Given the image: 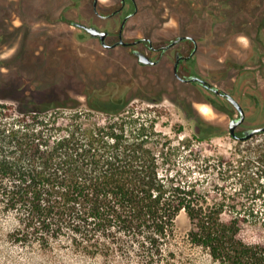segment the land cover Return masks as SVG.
Here are the masks:
<instances>
[{
	"label": "trees",
	"instance_id": "obj_1",
	"mask_svg": "<svg viewBox=\"0 0 264 264\" xmlns=\"http://www.w3.org/2000/svg\"><path fill=\"white\" fill-rule=\"evenodd\" d=\"M12 88L28 99L0 104V204L16 218L12 243L46 248L65 237L105 264H168L166 247L185 211L190 241L217 264H264V244L241 234L247 211L219 180L235 177L241 190H249V139H240L236 157L217 158L212 189L203 176L184 179L162 167L170 162L165 145L172 138L157 131L155 120L126 114L129 98L116 99L115 108L89 102L81 109L39 103L33 87ZM1 90L8 89L1 84ZM203 122L199 140L215 127ZM254 153L264 163V149Z\"/></svg>",
	"mask_w": 264,
	"mask_h": 264
},
{
	"label": "rangeland",
	"instance_id": "obj_2",
	"mask_svg": "<svg viewBox=\"0 0 264 264\" xmlns=\"http://www.w3.org/2000/svg\"><path fill=\"white\" fill-rule=\"evenodd\" d=\"M166 1L139 0V12L128 21V26L135 30L133 37L152 36L162 41L168 35L181 33L183 23L195 34L204 35L200 53L204 69L192 71L219 87L232 90L242 100L247 119L239 130L264 125V0L242 1L251 12L249 20L252 22L237 26L233 25L236 15L222 9L220 3L217 4L220 0H181L176 8ZM193 1L195 5L199 3L197 8H193ZM232 3L236 7L240 0ZM62 7L56 0H0V85L8 89L0 91V104L27 103L28 99L12 88L15 86L38 89L35 100L39 103H66L81 109L89 108V102L96 105L104 102L115 108L120 105L116 99L129 98L128 105L123 106L129 109L126 114L134 111L145 123L155 120L157 131L172 138L171 143L165 145L170 162L162 163V167L179 171L184 179L203 176L204 185L213 189L217 158L236 157L240 144V139L230 133L233 115L207 102L216 98L214 92L200 83L180 82L173 69L141 64L128 47L106 50L95 40L71 35L64 31V23L57 22ZM228 7L229 10L234 8L229 2ZM221 11L228 14L227 18L219 16ZM66 13L69 16L70 11ZM42 18L49 20L48 25L28 26ZM58 27L62 28L61 32L56 30V41L48 36L34 35L31 39L23 35L28 34L30 28L44 32ZM28 50H35L32 51L36 55L33 61L37 64L32 67L22 64L27 60ZM228 53L234 54L238 61L249 54V68L254 72L220 67L218 57ZM52 89L58 92L53 95ZM92 113L100 115L102 112L93 110ZM203 120L215 127L209 138L199 140L196 134L205 127ZM248 139L249 159L253 160L249 165V190H241L238 178L218 179L223 185L222 191L230 198H237L243 212L249 215V222L242 224L243 238L264 244V163L258 160L259 154L250 156V150L261 153L264 149V131ZM161 146L162 143H158V147ZM203 165L205 170H200ZM15 223V215L0 204V264H105L84 255L65 237L55 239L52 246L46 248L38 244H14L9 235ZM191 226L190 217L182 211L166 247L168 264H217L208 250L190 241Z\"/></svg>",
	"mask_w": 264,
	"mask_h": 264
},
{
	"label": "flooded vegetation",
	"instance_id": "obj_3",
	"mask_svg": "<svg viewBox=\"0 0 264 264\" xmlns=\"http://www.w3.org/2000/svg\"><path fill=\"white\" fill-rule=\"evenodd\" d=\"M180 1L181 0H167L166 3L169 4L170 7L176 8V3ZM233 1L235 0H220L217 4L220 3L222 9L228 10L229 15H236L233 25L250 24L252 21L249 20V14L251 12L244 6V2H242L244 0H240L239 4L236 3V7H234V3H232ZM56 2L60 4V7L63 6L62 8L64 12L61 10L62 8H60V17L57 22L64 23V31H69L70 34L75 37L95 40L98 46L102 49L109 50L119 46L128 47L130 49L129 51H132L141 64L155 67L156 69H173L175 77L180 82L200 83L205 89L214 92L216 98L207 101L214 108L230 116L233 115V118H239L241 115L239 108L226 94L229 93L233 95L240 102L245 111V118L243 122L236 127V132L239 134L244 133L245 129L239 130V127L247 119V109L242 100H240L232 90L219 87L207 78L192 71V69H204L205 62L202 59V56L200 57L202 51L201 44L204 41V35L199 36L198 34H195L191 31L189 26L183 23L181 33L168 35V37L162 41H157V39L152 36L133 37L135 36V30L133 31L128 26V21L139 12V0H56ZM228 2L234 7L231 8V10L228 9ZM195 3L196 2L194 1L192 2L193 8H197L199 5V3L195 5ZM67 10L70 11L69 16L66 15ZM219 16L227 18L228 14L221 11ZM42 21L46 20L42 18V20H37L34 24L28 26L41 27L48 25L49 23L47 22L49 20L46 22ZM87 27H96L100 31L105 32V35H95L91 33ZM61 28L62 27H58L55 30L47 29L48 33H46L47 30L42 32L41 29H37L39 31H34L30 28L29 33L23 35H27V37L31 39L34 35H39L41 37L48 36L52 37L53 41H56L58 37L56 30L61 32ZM260 28L261 26L258 27L259 31L262 30ZM32 51L35 50H28L29 53L27 52V60L22 63L27 67H32L37 64L33 61V57L36 55ZM140 52L147 54L151 58V62H142L140 60ZM219 54L222 55L221 52ZM218 58H220V67L249 69L250 73L254 72V70L249 68V54H246L244 57L245 59L242 61H238L235 55L230 53L224 55V57L219 56ZM193 75L199 76L201 79L192 80L191 78Z\"/></svg>",
	"mask_w": 264,
	"mask_h": 264
},
{
	"label": "water",
	"instance_id": "obj_4",
	"mask_svg": "<svg viewBox=\"0 0 264 264\" xmlns=\"http://www.w3.org/2000/svg\"><path fill=\"white\" fill-rule=\"evenodd\" d=\"M87 29L95 34V35H98V34H101V35H105V32H102L100 31L99 29H97L96 27H87ZM140 60L144 63H150L151 62V58L143 53V52H140ZM200 77L199 76H196V75H193L192 76V80H196V79H199ZM201 79V78H200ZM190 80V79H189ZM229 99L232 100V102L239 108L240 112H241V115L239 118H233L231 120V123H230V128H231V133L238 139H248L250 137H252L253 135H255L256 133H259V132H262L264 131V125L262 126H258V127H254V128H251V129H247L244 131L243 134H239L236 132V127L243 122L244 118H245V111L242 107V105L240 104V102L231 94L227 93L226 94Z\"/></svg>",
	"mask_w": 264,
	"mask_h": 264
}]
</instances>
